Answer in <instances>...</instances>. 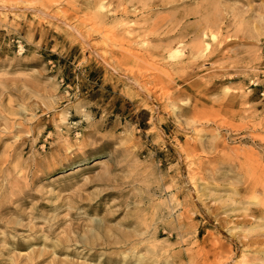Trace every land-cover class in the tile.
I'll use <instances>...</instances> for the list:
<instances>
[{
    "label": "rangeland",
    "instance_id": "374dc122",
    "mask_svg": "<svg viewBox=\"0 0 264 264\" xmlns=\"http://www.w3.org/2000/svg\"><path fill=\"white\" fill-rule=\"evenodd\" d=\"M0 264H264V0H0Z\"/></svg>",
    "mask_w": 264,
    "mask_h": 264
},
{
    "label": "bare ground",
    "instance_id": "6f19581e",
    "mask_svg": "<svg viewBox=\"0 0 264 264\" xmlns=\"http://www.w3.org/2000/svg\"><path fill=\"white\" fill-rule=\"evenodd\" d=\"M92 29V28H91ZM103 33V32H102ZM111 62V61H110ZM138 83V82H137ZM145 85V84H144ZM101 220V219H100ZM262 221V220H261ZM109 233V232H108ZM132 243V242H131ZM126 246V245H125ZM261 248V247H260ZM124 256V255H123ZM31 261V260H30Z\"/></svg>",
    "mask_w": 264,
    "mask_h": 264
}]
</instances>
